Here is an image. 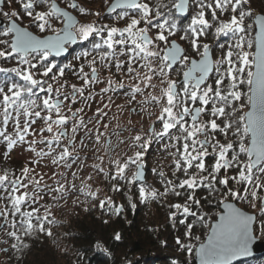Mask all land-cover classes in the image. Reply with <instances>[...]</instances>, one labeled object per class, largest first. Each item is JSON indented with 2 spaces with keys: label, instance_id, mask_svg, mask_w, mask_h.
<instances>
[{
  "label": "snow or ice",
  "instance_id": "snow-or-ice-1",
  "mask_svg": "<svg viewBox=\"0 0 264 264\" xmlns=\"http://www.w3.org/2000/svg\"><path fill=\"white\" fill-rule=\"evenodd\" d=\"M5 4L16 8L0 6V253L25 264L41 235L55 242L53 208L71 196L113 217L135 210V196L167 207L172 227L183 226L178 251L199 264L250 256L264 239V0ZM86 41L70 82L51 58ZM154 144L169 160L151 168L162 190L145 175ZM17 153L25 159L12 167ZM96 178L125 202L102 195Z\"/></svg>",
  "mask_w": 264,
  "mask_h": 264
},
{
  "label": "trees",
  "instance_id": "trees-1",
  "mask_svg": "<svg viewBox=\"0 0 264 264\" xmlns=\"http://www.w3.org/2000/svg\"><path fill=\"white\" fill-rule=\"evenodd\" d=\"M105 16L108 15L105 13ZM84 51H91V41L80 42L71 57L51 59L58 66L67 69L66 76L70 81H76L72 75L71 66L81 63L75 57L80 56ZM154 147L155 144L150 151L155 150ZM20 164L22 161L13 157V163L10 166L16 167ZM0 166L3 165L0 164ZM146 169L149 171L150 167L147 166ZM148 180L149 184L162 190L157 177L153 179V182L149 177ZM122 191L126 189L122 188ZM114 200L117 203H124L125 197L116 193ZM134 202L137 203L136 209L126 208L121 217H113L89 204V212L83 210L74 213L67 220L58 219L57 221L62 223L53 226L54 238L61 237L62 242L65 241L74 250L73 264H129V262L131 264H172L174 259H180L182 264H194V258L178 251L175 245V238L183 231V226L172 227L168 221L167 207L153 201L140 203L135 196ZM105 220L108 223H104ZM117 231L122 234L121 241L113 239ZM203 231L206 230L197 226L194 234L201 235V238L205 239L206 237L202 235ZM164 240L167 241L166 245L160 243ZM53 242V239L41 235L33 242L31 252L25 258V264H61L60 254ZM97 242L108 248L109 252L98 250L95 247ZM192 243L198 246L199 242L193 240ZM3 263L16 264L14 258L9 260L7 256ZM236 264H264V255L247 258Z\"/></svg>",
  "mask_w": 264,
  "mask_h": 264
},
{
  "label": "rangeland",
  "instance_id": "rangeland-1",
  "mask_svg": "<svg viewBox=\"0 0 264 264\" xmlns=\"http://www.w3.org/2000/svg\"><path fill=\"white\" fill-rule=\"evenodd\" d=\"M87 6L93 8V9H101L102 8V0H88V5ZM14 8H16L15 4L6 5V10L8 9L10 11V10H12ZM103 22H105V23L112 22V16H104ZM73 55L74 54L72 52V54H70L69 57H71ZM103 75H107V73L105 72V73H103ZM114 78L115 79H120L119 74H117ZM70 82L78 83V81H70ZM100 87H103V85H98L97 88H96V91H99ZM98 100H99V97H97V101ZM116 102L117 103H123V97L122 96L121 97H117L116 98ZM77 106H80V105H77ZM95 106L96 105L94 104L93 108H92V111H90L88 113L89 116H91L92 112H94ZM112 112L113 113L116 112V109L114 107L112 108ZM110 117H111V113H110ZM131 118L134 121L139 119V117H135V116L131 117ZM126 119H127V117H126V114H125V117L121 118V122L122 123H126ZM112 123H113V126H114L116 121H113ZM111 139H112L113 143L115 144L116 143V137L112 136ZM91 147H92V145L90 144L89 148H91ZM154 148H155V150L151 151V154L148 157L147 166L150 167V170L149 171L147 170V177H146L147 181H149L148 180V177H149L152 182L154 181L153 179L156 178V177L153 176V174L151 172V168L159 167L160 165H167L169 163V160L166 158L165 154L163 152L159 151L156 145H155ZM117 151H119V148L117 149ZM85 154H87V156L89 157L85 161V163L87 165H91L95 161V156L92 154L91 151H88V150H85V152L81 153L82 156H84ZM13 157L16 158L19 161L21 160L22 163H23V160L25 159L24 156H22V155H20L18 153L17 154H13ZM165 168H166L165 171H167L168 168L167 167H165ZM73 170H75V167H74ZM43 171L48 172L49 170L48 169H44ZM81 175H87V169H85V171L83 173H81ZM69 179H71L70 176H69ZM49 183H51V181H49ZM77 184H79V181H77ZM93 185H94V187H96V186L101 187L102 195H104V194L113 195V198H114V195H116V194L111 193L109 191V189H108V185L106 183L102 182L99 178L95 179V181L93 182ZM75 198H76L75 196H71L70 198H68V202H67L66 206L61 207V205H64V201H60L59 205H55L54 206L53 211H54V215H55L56 220H58V219L59 220H67L74 213L82 212L84 207H88L89 204H85V205H81V206L73 205L72 204V200L75 199ZM80 199L83 200L84 198L81 196ZM45 201L54 204V202L50 201V198L47 197V196H45ZM0 222H2V221H0ZM54 226H56V225H54ZM3 239H7V237L4 235V233L2 231H0V240H3ZM53 243H54V247L56 248V250L60 254L59 255V258H60L59 262L61 264H73L74 260H75L74 250H72L70 248V246L65 241L62 242V238L61 237H58V236L55 237V242H53ZM6 247H8L7 244H0V248H6ZM4 260H5V255L0 253V264H4L3 263Z\"/></svg>",
  "mask_w": 264,
  "mask_h": 264
},
{
  "label": "water",
  "instance_id": "water-1",
  "mask_svg": "<svg viewBox=\"0 0 264 264\" xmlns=\"http://www.w3.org/2000/svg\"><path fill=\"white\" fill-rule=\"evenodd\" d=\"M0 6H4V5H0ZM5 23H6L5 20H3L2 17H0V26H3V24H5ZM74 45H76V44H74ZM71 51L72 50L69 48L68 52L64 53L60 57H55V58H67V57H69ZM145 175L147 177V170L146 169H145ZM262 255H264V239H258L252 245V254L250 256H248V257H242V258H240V260H238L237 262H240V261L245 260L247 258H252V257H257V256H262ZM193 263L194 264H199L198 258H194L193 259Z\"/></svg>",
  "mask_w": 264,
  "mask_h": 264
},
{
  "label": "flooded vegetation",
  "instance_id": "flooded-vegetation-1",
  "mask_svg": "<svg viewBox=\"0 0 264 264\" xmlns=\"http://www.w3.org/2000/svg\"><path fill=\"white\" fill-rule=\"evenodd\" d=\"M6 5H7V4H5V5L3 6V7H5V10H6ZM7 10H8V9H7ZM8 11H9V10H8ZM5 22H6V21H5ZM71 48H72V46H71ZM73 48L75 49V48H77V47H73Z\"/></svg>",
  "mask_w": 264,
  "mask_h": 264
}]
</instances>
